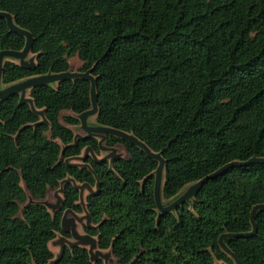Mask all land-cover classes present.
I'll return each mask as SVG.
<instances>
[{"label":"trees","instance_id":"1","mask_svg":"<svg viewBox=\"0 0 264 264\" xmlns=\"http://www.w3.org/2000/svg\"><path fill=\"white\" fill-rule=\"evenodd\" d=\"M15 24L32 34L31 68L4 60L1 83L62 71L76 54L80 70L95 76L94 122L132 132L164 158L160 195L173 199L187 183L232 159L264 156V0H0ZM23 36L0 17V49H18ZM88 81L38 84L28 95L47 123L18 95L0 100V264H45L47 242L62 232L64 208L80 209L77 189L62 182L61 202L49 212L40 202L47 188L69 175L97 190L84 196L90 221L84 230L118 264L233 263L218 245L224 231L250 229L249 209L264 202V163L230 166L202 182L173 210L159 213L152 196L156 161L136 145L127 153L89 165L64 157L93 137L68 125L89 106ZM63 146V147H62ZM62 148V149H61ZM95 175V176H94ZM30 196L34 201L27 202ZM21 204V205H20ZM250 236L223 237L240 264H264V209L254 211ZM52 264H102L85 247L64 246Z\"/></svg>","mask_w":264,"mask_h":264},{"label":"water","instance_id":"2","mask_svg":"<svg viewBox=\"0 0 264 264\" xmlns=\"http://www.w3.org/2000/svg\"><path fill=\"white\" fill-rule=\"evenodd\" d=\"M0 17L4 18L5 24L8 30L19 33L23 36V45L18 49H10V48H1L0 49V77H1V68L4 60H11L19 65L31 68L34 65V54L30 51V46L32 43V34L29 30L15 24L12 20V15L5 10H0ZM91 67L85 68L83 70H62V71H46L44 73L31 74L19 79L13 80L9 83H1L0 81V100L10 94L17 93L18 95V103L26 102L29 108L39 116V119L35 123H47V119L44 116L43 108H36L32 102L31 97L28 95L29 89L38 84H51L54 85L58 80L61 79H70V78H81L88 81V98H89V106L78 113H73L70 111L69 115H74L78 122L74 125H68L71 128L72 135V144L75 142L77 137L87 138L93 137L96 140V145L98 151H104L102 155L96 156L94 150L90 145L83 146L79 153L64 157L63 161L66 165H76L81 166L85 165L89 168V165L84 162L86 156H90L95 161L107 160L108 168H110V163L113 158L120 155L116 150V145L121 144L120 142H116L114 144L108 145L105 143L106 135H114L123 140H126L129 143H132L138 146L146 156L154 159L156 161L155 167L152 171L153 180H152V196L154 200V204L159 213L171 211L177 205L181 204L184 201L189 200L195 192L198 190L203 181L208 178H211L217 174L222 173L226 168L230 166H238L244 165L249 162H261L264 163V156H254L251 155L246 159H232L224 162L219 165L215 169L210 172L200 176L199 178L187 183L181 189V191L171 200L167 202H163L160 195V189L162 184V176H163V164L164 158L161 156L159 151L151 150L142 140L137 138L132 132L125 131L123 129L115 128L112 126L102 125L94 122V114L96 113V93H95V76L91 73ZM93 116V120L89 119V117ZM72 126H77L80 128L83 133L74 132ZM122 145V144H121ZM63 147V146H62ZM124 147V146H123ZM62 149V148H61ZM125 150V149H124ZM126 152V151H125ZM127 155V153H126ZM95 176V175H94ZM69 181L77 189V198L79 200V204L83 209V217L85 218V226L86 227H96L97 223H90V216L85 207V201L83 199V191H87V193L93 194L97 190V177L95 176V181L93 186L88 182L82 181L77 182L73 179V177L67 175L58 181V191L59 195H56V199L53 203H48L42 201L40 199L35 200L42 203L46 208L47 206L52 207V212L59 207L61 202V192H62V182ZM86 193V194H87ZM34 201L27 197V202ZM257 208L264 209V202H257L251 205L249 209V222L251 224L250 229L246 231H224L218 234L217 243L219 247L231 257L233 264H240L238 257L236 254L231 251L223 242V237H244L250 236L255 231V221H254V211ZM48 210V209H47ZM49 211V210H48ZM50 212V211H49ZM67 212H72L71 208H64L60 215L59 225L64 233H69V236L72 240H68L64 235H60L58 240L59 249L57 253L47 261L45 264H52L62 253L64 246L72 247L74 245H80L86 248L89 260H95L96 258L102 259V264H105L108 255L111 254V249L107 247V252L102 253L100 248L97 247L96 236L92 235L88 232H83L81 234H76L74 231V219L72 217L66 216ZM75 216V215H74ZM76 217V216H75ZM77 220L80 217H76ZM51 240V239H50ZM49 240V241H50ZM48 241V242H49ZM47 242V245H48ZM49 247V246H48ZM50 249V248H49ZM51 250V249H50ZM53 253V252H52Z\"/></svg>","mask_w":264,"mask_h":264},{"label":"rangeland","instance_id":"3","mask_svg":"<svg viewBox=\"0 0 264 264\" xmlns=\"http://www.w3.org/2000/svg\"><path fill=\"white\" fill-rule=\"evenodd\" d=\"M67 61H68V65H69L68 69H70V70L79 69L81 61L78 59L76 54H73V55L69 56L67 58ZM69 113H70V111L68 109L60 110V115H65V114H69ZM89 119L93 120V116L89 117ZM72 128H73L74 132L83 133V131L80 128H78L77 126H74V127L72 126ZM116 150L119 152L120 155L126 156V152L124 150L123 145L117 144L116 145ZM103 152L104 151H98V149L94 150V153H95L96 156L102 155ZM91 185L93 186V184H91ZM58 186H59V184L57 186H55L54 188H47L45 193H44V196L40 200L48 202V203H53L55 201V199H56V195L60 194V192L57 189ZM86 193H87V191L84 190L83 191V199H84V196H85ZM75 202L77 204H79L78 198H77V200ZM47 209L50 212H52V207L47 206ZM74 215L76 217H80V219L77 220ZM82 215H83V209H82L81 205H80V209H78V210L72 209V212H67V214H66V216L72 217L74 219V221H73L74 222V231H75L76 234H81L83 232H86L84 230V227H86L85 226V218ZM90 223H91V225H93L92 221H90ZM60 235H64L68 240H72V238L69 236V233L67 235H65V234L57 232L55 234V236L48 242V246H49V248L51 249V251L53 252L54 255L57 253V251L59 249L58 240L60 238ZM100 251L102 253L107 252V248H100ZM105 264H118V263H117L116 258L113 255H108ZM214 264H233V263H229L228 261H225V260H222V259H220V260L215 259L214 260Z\"/></svg>","mask_w":264,"mask_h":264}]
</instances>
